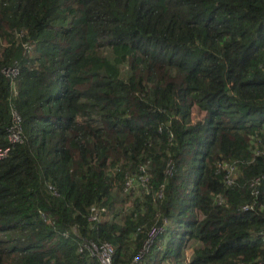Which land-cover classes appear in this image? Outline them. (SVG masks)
I'll list each match as a JSON object with an SVG mask.
<instances>
[{
  "label": "trees",
  "instance_id": "1",
  "mask_svg": "<svg viewBox=\"0 0 264 264\" xmlns=\"http://www.w3.org/2000/svg\"><path fill=\"white\" fill-rule=\"evenodd\" d=\"M7 147L0 264H264V0H0Z\"/></svg>",
  "mask_w": 264,
  "mask_h": 264
},
{
  "label": "built area",
  "instance_id": "2",
  "mask_svg": "<svg viewBox=\"0 0 264 264\" xmlns=\"http://www.w3.org/2000/svg\"><path fill=\"white\" fill-rule=\"evenodd\" d=\"M27 48L30 49L31 47L27 45ZM4 73L7 76L14 77L17 74V68H7L4 69ZM12 126L9 129L8 132V140L11 143H17L21 141V128H20V118L19 116L13 112L12 113ZM8 147L4 149H0V158H3L6 153L8 152ZM223 168L227 169L228 175H227V182L230 183V174L233 172V166H222ZM132 183V180L129 179L126 182V188H128ZM248 206H244L243 209H248ZM252 208V207H250ZM104 208H97L95 206H92L90 208V215L88 219L90 221H97L100 218V212H103ZM164 222L162 224H158V226L151 227L148 231L147 240L144 243V250H147V247L150 246V244L153 242L155 237L160 234L164 230ZM86 251L89 255L95 257L100 264H113V255L115 252L114 246L109 242H96L92 240H83L81 242L79 251ZM143 256V254L138 253L133 259L130 264H140V259Z\"/></svg>",
  "mask_w": 264,
  "mask_h": 264
},
{
  "label": "rangeland",
  "instance_id": "3",
  "mask_svg": "<svg viewBox=\"0 0 264 264\" xmlns=\"http://www.w3.org/2000/svg\"><path fill=\"white\" fill-rule=\"evenodd\" d=\"M203 115H204V113L202 111L198 110L197 107L193 108L192 117H193L194 121L201 119L203 117ZM255 182H257V181L255 180ZM164 225H167L166 221L164 222ZM191 249L192 248L190 247V245H188L187 249H186V256L187 257H189L192 254V250Z\"/></svg>",
  "mask_w": 264,
  "mask_h": 264
},
{
  "label": "clouds",
  "instance_id": "4",
  "mask_svg": "<svg viewBox=\"0 0 264 264\" xmlns=\"http://www.w3.org/2000/svg\"><path fill=\"white\" fill-rule=\"evenodd\" d=\"M28 46H30V45H28ZM30 47H31V46H30ZM26 48H27V45H26ZM30 49H31V48H30ZM30 49L27 48V50H30ZM159 196H160V194H159ZM163 221H166V220L163 219V220H162V223H163ZM166 222H167V221H166ZM162 223H161V224H162ZM167 223H168V222H167ZM165 226H167V225H164V230H165ZM164 230H163L162 232H164ZM162 232H161V233H162ZM189 257H190V256H189ZM189 257H188V258H189Z\"/></svg>",
  "mask_w": 264,
  "mask_h": 264
}]
</instances>
